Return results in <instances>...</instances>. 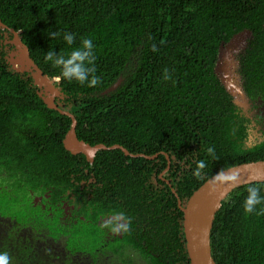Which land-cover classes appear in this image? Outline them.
Returning <instances> with one entry per match:
<instances>
[{
    "label": "trees",
    "instance_id": "16d2710c",
    "mask_svg": "<svg viewBox=\"0 0 264 264\" xmlns=\"http://www.w3.org/2000/svg\"><path fill=\"white\" fill-rule=\"evenodd\" d=\"M0 19L66 95L57 104L76 118L78 138L166 152L163 177L183 206L217 171L264 159V133L248 140L252 121L264 120V0H0ZM244 29L251 36L236 53L234 72L258 109L252 118L213 69L219 44ZM56 30L61 36L50 39ZM66 31L76 34L71 46ZM83 37L93 39L101 83L57 82L60 70L44 54H67ZM165 68L171 80H163ZM119 77L116 89L101 94ZM37 90L27 72L0 59V251L12 264H189L183 213L159 178L164 154L101 149L90 162L70 153L62 143L70 118L47 108ZM209 146L218 159L207 155ZM199 159L208 164L203 180L192 175ZM253 183L264 195V181ZM247 185L234 188L215 213L216 264H264V215L244 212ZM62 198L74 206L69 214ZM120 211L131 217L129 231L108 233L103 218Z\"/></svg>",
    "mask_w": 264,
    "mask_h": 264
},
{
    "label": "water",
    "instance_id": "95a60500",
    "mask_svg": "<svg viewBox=\"0 0 264 264\" xmlns=\"http://www.w3.org/2000/svg\"><path fill=\"white\" fill-rule=\"evenodd\" d=\"M0 29L5 30L11 35L9 42L13 49L9 51L7 59L15 71L27 72L33 83L38 87L37 95L49 109H53L62 115L70 118L69 128L62 139L63 147L72 154L82 153L90 162L98 150L120 149L125 155L131 157L155 158L159 153H163L166 158V166L159 173V178L164 180L170 187V182L163 177V174L170 167V158L166 152H158L147 155L141 152L133 153L120 144L105 145L104 143H90L79 139L76 134L77 120L74 115L61 108L57 100H62L66 95L60 87L54 84L53 80L43 73L42 69L30 57L28 47L24 44L17 31L6 25L0 19ZM251 36L249 29H244L235 33L226 43L221 42L218 47L217 60L214 65V72L217 74L222 85L233 96V101L243 110H247L252 102L242 90L240 76L235 74L234 68L237 65L236 53L244 49L248 37ZM16 63L18 66H16ZM122 81L119 77L113 84L104 89L101 94H107L117 88ZM225 172L232 170L240 171L239 184L234 186L231 183H215V191L209 190V185L214 181V175L209 176L203 181L187 198L185 205L181 204V199L176 192L177 204L183 213L182 226L185 238V249L189 258V264H216L211 254L210 232L213 225L215 213L220 209L222 200L234 189L251 182L264 181V159L241 162L222 169Z\"/></svg>",
    "mask_w": 264,
    "mask_h": 264
},
{
    "label": "clouds",
    "instance_id": "9594fccd",
    "mask_svg": "<svg viewBox=\"0 0 264 264\" xmlns=\"http://www.w3.org/2000/svg\"><path fill=\"white\" fill-rule=\"evenodd\" d=\"M48 36L50 39H56L61 36V32L49 31ZM63 40L68 45H73L76 41V34L72 32H64ZM163 43V41H161ZM95 45L91 37H83L80 40V44L77 47L72 48L70 52L65 54L64 52H54L51 49L44 54V61L50 62L53 68H58L59 74L55 77L59 82L61 79L69 82L75 81L81 85H87L88 87H96L101 83V78L96 75L97 69L95 66L96 55ZM153 52H158L159 49L155 44L151 45ZM163 80L168 81L172 79V75L169 70L165 68L162 75ZM206 153L212 159H218L216 155L215 146H209L206 149ZM208 167L207 162L204 159L195 161V168L192 169V175L198 180L205 178L204 170ZM240 181V171L232 170L225 172L220 170L214 175V181L209 185L210 191H215V183H231L236 186ZM247 195L243 201V209L246 214L264 215V195L261 194V187L251 181L248 182L246 187ZM261 207L257 209V206ZM131 217L127 216L123 211L116 212L107 218L102 227L108 229L113 234H119L127 232L130 229ZM0 264H12V257L5 251H0Z\"/></svg>",
    "mask_w": 264,
    "mask_h": 264
},
{
    "label": "flooded vegetation",
    "instance_id": "af4514ba",
    "mask_svg": "<svg viewBox=\"0 0 264 264\" xmlns=\"http://www.w3.org/2000/svg\"><path fill=\"white\" fill-rule=\"evenodd\" d=\"M10 39H11V35L8 34L5 30L0 29V59L4 58L5 61H7V62H8V59H7L8 53H9V51H11L13 49V45L9 42ZM252 105H254V104L252 103L246 111L241 108L242 111H244L245 114L247 116H249L250 118H252L254 115L257 116V114H258V109L257 110L254 108L252 109L251 108ZM260 116L262 117V115H260ZM263 124H264V120H261L260 122H257V120L252 121L253 127L250 130V133L248 135V140L256 142L257 140L261 139V137L264 133ZM35 198L38 201L40 200L39 195L36 196ZM69 200H70L69 198H67V199L62 198L61 199L62 208H63L64 212L68 213V214H69L68 209H73V207H74L73 204L69 202ZM105 219H106V217L103 218V222L105 221ZM108 233H111V232L108 230ZM120 235H121V233H120Z\"/></svg>",
    "mask_w": 264,
    "mask_h": 264
},
{
    "label": "bare ground",
    "instance_id": "6f19581e",
    "mask_svg": "<svg viewBox=\"0 0 264 264\" xmlns=\"http://www.w3.org/2000/svg\"><path fill=\"white\" fill-rule=\"evenodd\" d=\"M16 66H18V64L16 63ZM12 67V66H11ZM13 68V67H12Z\"/></svg>",
    "mask_w": 264,
    "mask_h": 264
}]
</instances>
